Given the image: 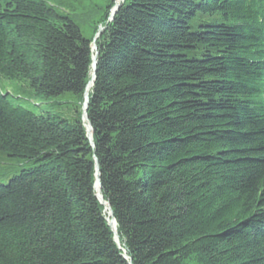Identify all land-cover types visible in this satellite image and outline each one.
Listing matches in <instances>:
<instances>
[{
    "label": "trees",
    "instance_id": "1",
    "mask_svg": "<svg viewBox=\"0 0 264 264\" xmlns=\"http://www.w3.org/2000/svg\"><path fill=\"white\" fill-rule=\"evenodd\" d=\"M105 21L90 140L92 39L54 0H0V264H264V0Z\"/></svg>",
    "mask_w": 264,
    "mask_h": 264
},
{
    "label": "rangeland",
    "instance_id": "2",
    "mask_svg": "<svg viewBox=\"0 0 264 264\" xmlns=\"http://www.w3.org/2000/svg\"><path fill=\"white\" fill-rule=\"evenodd\" d=\"M56 5L62 8L69 16H71L76 24L79 26L82 34L85 37L93 39L99 28H103L104 21L110 20V14L112 11L106 9V5L109 0H54ZM120 3L121 0H115V3ZM107 11L104 21L102 16ZM102 30V29H101ZM92 41V40H91ZM72 96L66 94L60 98H57L58 102H37L36 105L42 106L50 111L67 114L68 109L74 107L76 103L72 100ZM19 166L12 158L7 157L5 154L0 153V175H5L6 182L8 177L18 173Z\"/></svg>",
    "mask_w": 264,
    "mask_h": 264
},
{
    "label": "water",
    "instance_id": "3",
    "mask_svg": "<svg viewBox=\"0 0 264 264\" xmlns=\"http://www.w3.org/2000/svg\"><path fill=\"white\" fill-rule=\"evenodd\" d=\"M119 2L117 3H115L114 4V7L112 8V11H111V14H110V19H112V17L114 16V14H115V12L117 11V9L119 8ZM101 29L102 28H99L98 29V31H97V33L95 34V36L93 37V39H92V44L94 43V41L96 40V38L99 36V33H100V31H101ZM94 47H96V46H94ZM92 48H93V46H92ZM96 56H97V52H95V55L93 56V61H92V73H91V79H90V85L92 86V83H93V81H94V78H95V66H96V62H97V60H96ZM88 82V83H89ZM84 103H83V105H82V113H81V119H82V121L84 122H86V133H87V136L89 137V139L91 140V127H90V124H89V122L87 121V115H86V108H87V102H88V95H87V93H85L84 92ZM96 179H97V181H98V184H99V188H100V182H99V170H98V166H97V164H96ZM107 206H108V208H109V210H110V207H109V205L107 204ZM110 213H111V216H112V219H113V221L115 222V220H114V217H113V215H112V212H111V210H110Z\"/></svg>",
    "mask_w": 264,
    "mask_h": 264
},
{
    "label": "bare ground",
    "instance_id": "4",
    "mask_svg": "<svg viewBox=\"0 0 264 264\" xmlns=\"http://www.w3.org/2000/svg\"><path fill=\"white\" fill-rule=\"evenodd\" d=\"M93 48H92V51H93V56L95 55V52H96V46L95 45V41L94 43L92 44ZM93 59V57H92ZM91 73H92V67H91ZM90 81V80H89ZM90 88H91V85H90V82L87 84L86 86V89H85V93H87L88 95V92L90 91ZM85 100V99H84ZM84 103V102H83ZM84 124H85V127H86V122L84 121ZM96 172H95V181H94V190H95V193H96V196L99 200V202L101 203V205L103 206V213H104V216L111 228V230L113 231L114 233V239L115 241L117 242V244L119 245V240H118V237H117V232H116V224L115 222L113 221L112 219V216H111V213H110V210L107 206V203L102 199L101 197V194H100V189H99V184H98V181L96 179Z\"/></svg>",
    "mask_w": 264,
    "mask_h": 264
}]
</instances>
